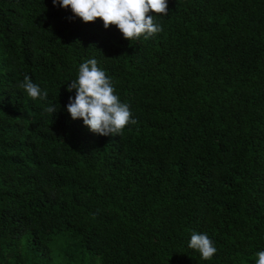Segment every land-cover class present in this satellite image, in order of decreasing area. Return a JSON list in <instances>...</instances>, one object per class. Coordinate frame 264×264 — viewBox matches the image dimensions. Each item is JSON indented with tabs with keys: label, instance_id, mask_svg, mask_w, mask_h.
Masks as SVG:
<instances>
[{
	"label": "trees",
	"instance_id": "16d2710c",
	"mask_svg": "<svg viewBox=\"0 0 264 264\" xmlns=\"http://www.w3.org/2000/svg\"><path fill=\"white\" fill-rule=\"evenodd\" d=\"M168 8L161 33L129 41L52 0H0V264H255L264 0ZM92 58L137 120L121 135L66 110ZM25 75L47 100L17 87ZM193 231L215 242L211 260L188 247Z\"/></svg>",
	"mask_w": 264,
	"mask_h": 264
},
{
	"label": "clouds",
	"instance_id": "9594fccd",
	"mask_svg": "<svg viewBox=\"0 0 264 264\" xmlns=\"http://www.w3.org/2000/svg\"><path fill=\"white\" fill-rule=\"evenodd\" d=\"M52 4L70 8L73 15L68 17L69 20L78 17L87 23L101 18L105 29L115 25L129 41L161 33L163 27L155 17L169 13L168 0H52ZM17 87L33 100H47L48 92L28 75ZM73 90L75 96H69L66 110L73 120L82 119L84 126L93 134L121 135L126 126L137 123L130 105L122 102L116 93L112 77L98 66L95 58L79 65L77 78L67 84V91ZM58 110L54 104L43 108L44 113L51 115ZM188 247L198 251L203 260H211L217 253L215 242L207 233L193 231ZM255 255V264H264V250Z\"/></svg>",
	"mask_w": 264,
	"mask_h": 264
}]
</instances>
